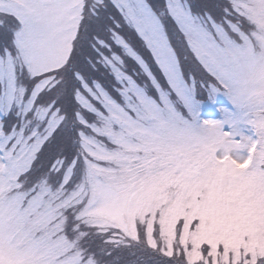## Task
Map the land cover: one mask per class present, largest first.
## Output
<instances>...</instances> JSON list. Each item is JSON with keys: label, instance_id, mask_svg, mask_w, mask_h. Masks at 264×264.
I'll use <instances>...</instances> for the list:
<instances>
[{"label": "snow or ice", "instance_id": "obj_1", "mask_svg": "<svg viewBox=\"0 0 264 264\" xmlns=\"http://www.w3.org/2000/svg\"><path fill=\"white\" fill-rule=\"evenodd\" d=\"M0 264H264V0H0Z\"/></svg>", "mask_w": 264, "mask_h": 264}]
</instances>
